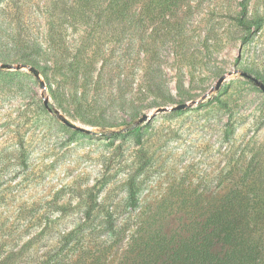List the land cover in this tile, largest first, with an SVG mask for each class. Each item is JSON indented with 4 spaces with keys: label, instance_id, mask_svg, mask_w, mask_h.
<instances>
[{
    "label": "rangeland",
    "instance_id": "1",
    "mask_svg": "<svg viewBox=\"0 0 264 264\" xmlns=\"http://www.w3.org/2000/svg\"><path fill=\"white\" fill-rule=\"evenodd\" d=\"M163 1L0 0V212L39 256L108 213L113 264L128 245L172 264L178 243L192 264H264V93L241 75L264 83V0Z\"/></svg>",
    "mask_w": 264,
    "mask_h": 264
},
{
    "label": "trees",
    "instance_id": "2",
    "mask_svg": "<svg viewBox=\"0 0 264 264\" xmlns=\"http://www.w3.org/2000/svg\"><path fill=\"white\" fill-rule=\"evenodd\" d=\"M175 1L176 0H164L163 4L165 7H168L170 4L175 3ZM240 6L241 17L238 20V24L246 28L243 19L245 7L243 3H240ZM49 107L53 110L51 104ZM124 131L125 132H112L108 135L112 137L125 136L129 133L138 135L140 127L128 128ZM20 165L22 168H25L26 162L22 160ZM128 199L130 208L134 210L137 207L138 198L131 180L128 182ZM96 206L97 205L90 197L88 208L83 216L84 222H89L92 219V213L95 211ZM2 215L3 213L0 212V264H113L114 256L121 250L125 238L124 234L126 228L118 227L116 220L112 218L111 214L107 213L103 219V226L99 228V230L90 228V230L86 232L82 227H77L68 231L64 230L57 232L56 240L39 256L38 252L40 250L33 251V245L37 238H28L31 227L29 225L18 227L14 226L13 223L9 224L7 219L2 220ZM43 231L44 229L42 232ZM120 234L124 235V237H120ZM93 236H104L105 241L96 242L95 239H93V241L86 240ZM186 249V246L181 243L172 246V264H192L188 257V250ZM134 250L133 247L128 245L122 254V260L118 264H143L145 262L144 259L141 262L140 260L128 258V256L134 254ZM146 252L148 253L145 257L148 258L156 255V247L151 246ZM182 252H186V255H182ZM209 255H211L213 259L212 254L209 253ZM140 256V252L135 255L136 258ZM149 264L157 263L153 260ZM213 264L222 263L216 260Z\"/></svg>",
    "mask_w": 264,
    "mask_h": 264
},
{
    "label": "water",
    "instance_id": "3",
    "mask_svg": "<svg viewBox=\"0 0 264 264\" xmlns=\"http://www.w3.org/2000/svg\"><path fill=\"white\" fill-rule=\"evenodd\" d=\"M2 67H3V68H6V69H12V68H13L12 66H8V65H3ZM16 68H18V67H16ZM31 71H32V70H31ZM32 72H33L34 76L38 79V73H37L36 71H32ZM234 73H237V71H235ZM241 75H242L243 77H245L246 79L250 80L255 86H257V87H258V88L264 93V83H263L262 81L258 80L257 78H255V77H253V76H251V75H249V74H247V73H241ZM225 78H226L225 75L221 76V77L217 80L215 86L212 88L211 91L213 92V91L218 90L219 87H220V85L222 84V82L225 80ZM40 88H41V89H44L43 83H42L41 81H40ZM207 96H208V95L205 94V95L203 96V99H205ZM194 103H195V102H192L191 105L194 104ZM43 105H44V107H45L49 112H53V114H56L57 118H58L62 123H64L66 126L70 127L71 129L76 130V131H79V132H83V133H88V134L91 133L89 130H87V129H83V128H80V127H77V126L71 124L70 122H68L67 120H65L64 118L60 117V116L57 114L56 111H52V109L49 107L48 102H47L46 100L43 101ZM188 107H189L188 104H179V105H177V106H175V107H173V108H160V109L157 110V112L180 111V110L186 109V108H188ZM147 119H148V116H147V115H143V116L138 120V122L135 124V126H136V125H139V124H141V123H143V122L146 121ZM135 126H134V127H135ZM134 127H133V128H134Z\"/></svg>",
    "mask_w": 264,
    "mask_h": 264
}]
</instances>
